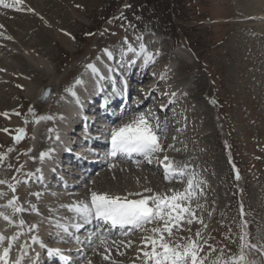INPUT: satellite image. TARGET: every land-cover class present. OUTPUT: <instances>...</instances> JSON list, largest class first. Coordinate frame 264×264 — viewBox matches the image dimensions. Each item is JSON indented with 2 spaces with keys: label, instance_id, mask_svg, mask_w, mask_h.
Instances as JSON below:
<instances>
[{
  "label": "rangeland",
  "instance_id": "1",
  "mask_svg": "<svg viewBox=\"0 0 264 264\" xmlns=\"http://www.w3.org/2000/svg\"><path fill=\"white\" fill-rule=\"evenodd\" d=\"M8 2L9 0L6 1ZM49 2L59 9L67 24L65 28L63 24L58 25L54 22L57 26L52 29L51 24L46 23L50 32V44L48 49L37 50L49 60L53 70L51 76L39 72L31 74L4 64L2 58L5 55L10 56L7 49L13 48L7 39L12 41L17 39L13 34L15 35L17 29H21L18 22L29 16L21 8L24 4L17 6L19 10L9 8L12 13L8 16L0 14V85H3L0 113L9 114V118L0 115V153H7V159L0 163V179L7 178L13 184H16L17 180H20L21 184L30 183L27 179L31 176L29 165L38 159L39 150L46 147L42 148L40 142L44 135L43 130L38 137L40 144L37 143L36 148L32 147L35 126L33 112L36 106L34 108V98L27 96V87L30 84H35L41 89L54 78L59 81L58 91L63 94V91L65 93L70 89L73 81L80 76L85 65L92 63L104 51L103 49L110 48L108 50L118 55L124 49L122 47L125 40L130 44L133 41L135 44L132 46L136 47L138 43L153 38L155 40L152 42L155 41L156 44H152L155 56H160L162 51L167 52L169 57L183 53L186 59L178 58L173 61L176 70L174 74L178 75L177 78L190 80L189 84L193 83L196 86L189 94L199 92L197 99L189 97V105L183 108L169 107L166 111L157 113L164 119H169L163 128L170 130V133H165L162 141L173 142L181 153L190 152V157L186 160L189 161L187 164H190L186 170V183L192 175L202 182L200 184L202 191L197 190L191 207L196 217L203 223L194 221L192 225L184 224L185 230L180 231L179 236L196 239L195 233L199 231L203 238L201 243L207 241L204 252L209 251V245L217 250L212 253L211 259L219 254L220 249H224L226 258L238 256L241 251L240 235L247 232L249 244L256 246L244 249L247 263L264 264V21H256L252 11L250 17L242 15L243 10L248 8L264 7V0H61L62 4L57 0ZM35 11L36 9L31 12L35 14ZM16 14L22 15V18ZM240 19L249 21L248 25L252 28L240 27L238 24ZM41 21H45L43 17ZM137 37H142V41L137 40ZM55 40L58 41L57 44ZM157 60L158 64L153 68L164 63L166 54L165 59L160 56ZM182 64L186 67L184 68ZM147 74L145 73L144 85L148 84L149 87L158 79V86H161L160 89L154 90L151 96L168 93L170 83L160 84L162 81L160 77L149 79L147 76L151 74ZM5 82L7 85H4ZM211 84L213 95L206 97ZM143 96L140 93L138 98L141 99ZM146 98L142 99L141 103ZM146 105L142 106L145 113L148 107H153L152 102ZM30 109L33 111L30 112ZM141 109L137 110V113L142 112ZM155 110L158 112V109ZM178 113L184 116L179 117ZM15 119H19L23 125L11 124L10 120ZM19 128H25L27 135L16 143L14 136ZM3 129L9 131L5 132ZM187 131L190 132L188 141L193 143L192 148H188L189 142L182 141V136L180 137L182 132ZM193 131L197 133L193 134ZM9 148L13 149L10 153ZM164 152L172 154L173 157L178 156V152L170 149L161 152L159 159L163 158ZM178 161L182 163L181 160ZM9 164L12 165L11 168L8 167ZM119 164L126 165L119 161L112 165ZM112 165L104 171L110 172L113 169ZM142 165L148 172L150 171L151 176L159 179V175H153L159 171L158 168L152 171L155 167L144 163ZM135 168L142 167H134L133 171H136ZM13 177L16 179L12 180ZM94 179L92 183L85 181L87 184L85 186L89 188L79 190L77 195L87 194ZM173 181L174 179L162 182L169 184ZM21 184L16 187L25 189ZM32 185L25 189L26 198L21 196L23 203L19 197L20 203L28 207L37 198L32 192ZM1 190L8 193L6 196L8 198L9 195L10 198L14 194L18 196L8 190L7 185H0ZM56 200H51L56 201V204L51 206L53 209L58 208L61 203V199ZM244 221L246 225L242 227ZM188 228H192L191 231H188ZM111 257L113 255L106 263H117L118 255L116 260H111ZM120 261L121 259L119 264ZM124 263L127 264L125 261Z\"/></svg>",
  "mask_w": 264,
  "mask_h": 264
},
{
  "label": "bare ground",
  "instance_id": "2",
  "mask_svg": "<svg viewBox=\"0 0 264 264\" xmlns=\"http://www.w3.org/2000/svg\"><path fill=\"white\" fill-rule=\"evenodd\" d=\"M9 1L15 2V0H9ZM57 1L62 4L61 0L60 1L57 0ZM20 4H24V5H21V8H23V10L26 11V14L29 17L26 19H22V21H20L21 23L18 22V26H20L19 28H21L22 30L17 29L15 32V35L13 34V36H15V38H17V39H15L14 41H12V39H7L8 41L11 42V44L13 45V48H11V50L7 49V52H8V54H10V56L5 55L2 58V59H4V64H7V66L10 68H16L20 71L22 70L25 72H30L31 74L39 72V73H43L44 75L51 76L53 70H52V67L50 65L49 60L46 59V56L44 54L38 52L37 50L38 49H44V50L48 49L47 47L50 44V40H49V38H50L49 33L50 32L47 29V27H48L47 25L49 23L52 26V27L51 26H49V27H51L52 29L54 28V26L56 24H58V25L63 24L64 25L63 27H65V28L67 27V24H65L64 18L62 17V14L59 12V9L55 8V6H53L49 2V0H22V2ZM35 9L37 12L35 11V14H34V12H31V11H33ZM251 11L255 14V16H256L255 20L256 21H260V22L264 21V7L254 6V8H248L245 11L243 10L242 15L250 17L249 15H250ZM9 13H12V11H10L9 8H4L2 5H0L1 16L2 15L8 16ZM28 13H30V14H28ZM16 16L21 17L22 15L16 14ZM42 17L47 22L41 21ZM249 20H252V19L249 18ZM17 21H19V20H17ZM54 22H57V23L54 24ZM248 22L249 21H247V20L240 19L238 21V24L242 28L251 29L252 27L250 25H248ZM46 23H47V25H46ZM74 34H76V33H74ZM260 37H262V36H260ZM258 39H260V38H258ZM152 40H155V39L151 38L147 42L142 41V43H144L147 46V49L149 51L154 53L153 45H156V44L154 43L155 41L152 42ZM57 43H58V41H56V44ZM127 43H128V41H127ZM133 43L134 42L132 41L131 44H133ZM139 44L140 43H138V45H135L137 49L139 48ZM122 48H126L125 43H124ZM4 49H5V47H4ZM13 50H14V52H13ZM46 51H48V50H46ZM109 51H111V50H109ZM115 53H113L114 58L109 59L105 55L104 51H102L100 53V55L93 60L92 63H89V64L96 65V67L99 68L100 72L104 75L105 78L103 80H100L99 83H97L98 78L95 75H93L90 70L86 69V66L89 64L85 65V68L82 71V73L80 74V76L77 77L70 86V89H72V92H75V95H72V92H69V91H66L65 93L63 91V94H60V92L58 91L59 81L55 80L54 78L52 80H50V82L47 85H44V86L52 87L54 92L51 96L50 101H48L44 104L40 103L39 106H41V109L38 110V108H37L36 111L34 112L35 113V116H34L35 126H34V131H33L34 137L32 138V141H33L32 147L36 148L40 144V143H38V137H39V133L42 132L41 130H43L44 135L42 134L43 137L41 138V141L40 140L39 141L41 142L42 148L44 146H46V147H44L42 150H39L40 152L38 155V159L33 160L32 164L30 163V165H29V169L31 171L30 174H34V175H31L30 177L27 178L28 182L30 181V183H26V184H24V183L21 184L22 182L20 183L21 185L25 186V189H26V187L33 184L32 185V192L33 193H40L39 198L37 197L36 199H34L33 203H30V204L36 206V208L39 211V214H37L35 211H31L30 207L22 204L25 208L29 209L30 212L27 211V212L22 213L21 215L27 224L39 225L38 231H35L33 233H29L28 235L29 236L30 235H37L41 240H43L44 243L47 242L49 237H50V232H49L50 224H54V222H56L60 218L61 219H67L68 218L67 217V212H68L67 207H62V206L72 205V203L77 200L74 195L71 196V194H66L64 192L62 193L61 191H59L60 190L59 189L57 191H59L61 193H59L57 199H60V197H62L60 200L61 203H59L58 209L57 208L53 209V208H51V206L53 204H56V201L51 202V200L55 199L56 197L51 196V192L48 189L50 187V183L53 180H57L52 176V174L50 172L53 171L54 168H55V170L58 168L57 167V164H58L57 157H58L59 151L57 150V148H58V144L65 138V136L68 133V126L67 125H69V123L71 122L70 114L79 105L81 98H83L84 96H89V94H93L94 92H96L95 94H97L98 93V90H97L98 87L100 86V88H101L102 85L106 86V82L111 80L112 76L117 77L120 80L117 73L121 72L122 76H124L123 78L126 79V81H128L129 80L128 76L131 75V71H133L134 68L138 69V67H137L138 62H141V64H142V60H136V64L133 67H129V66H127V64H124L123 66H121V60L119 61L120 53L118 55H115ZM160 53H161L160 56H162L164 59H165V54H166V60L164 61V63H162L158 67L156 66L153 68L154 65L158 64L157 59L160 57L159 55L155 56V62L150 63L148 66L145 67V69L141 70L140 72L143 74L144 73L150 74V72L147 70L152 68L151 69L153 72V73H151L152 76L149 75V76H147V78L151 79V78L160 77V79H161V76H163L164 78L161 79L162 81L160 82V84L170 83L168 85L169 89L167 91L170 90L171 92L168 94H165V95L164 94L160 95V99L170 100L169 99L170 96L173 98H179L175 105L172 103H168L169 104L168 108L171 107L172 105H173L172 106L173 108H176V107L183 108V107L189 105V103H190L188 100L189 97L192 96L193 98L197 99L199 96L198 91L189 94V92L191 90L194 91L196 88V86L193 85V83L189 84L190 80L188 81V79L186 80L185 78H177L178 75L174 74L176 72V70H174L173 61L175 59H178V58H181L184 60V59H186V57L183 55V53H178V55H175V57H169L168 53L165 51H162ZM116 56H118V59H116ZM132 58L133 57L131 54H129V56L127 57V59H132ZM182 65L184 68L186 67L184 64H182ZM109 67L116 68L117 71L108 72ZM110 75H112V76L109 77ZM108 77H109V79H108ZM77 80H82L83 83L77 84L76 83ZM4 85H7V82H5ZM158 85H159V81L156 82L155 87L153 89L151 87L146 88L145 86L142 85L141 87L138 88L137 91L132 92V94H136L139 92L141 93L144 91H146V93H152L154 90L161 88V86H158ZM2 86L3 85H0V96H2L1 95ZM44 86L40 89V87L37 88V86H35V84H32V85L30 84V86L27 87V96L29 98H34V100H36V101H39V97H40V95L44 89ZM157 86L159 88H157ZM39 89H40V91H39ZM59 90H62V89H59ZM173 93L175 95H173ZM166 95H167V97H166ZM2 100L3 99H0V102ZM147 101H149V97H147L146 100H144V102H142V103L140 102L138 104L136 110L141 109V107ZM173 103H175V102H173ZM1 104H2V102H1ZM53 106H55V108L53 110L49 111V109ZM129 113L130 112H128V114ZM177 115L179 117L184 116L181 113L180 114L178 113ZM46 117H52V119H46ZM132 117L133 116L129 117V119L127 121H129ZM42 118H45V119H42ZM37 119H39V123L36 122ZM18 120L19 119L10 120V123L13 125H17V126L23 125ZM167 120H169V119H164V121H161L160 122L161 125H163ZM181 120H182V118H181ZM205 123H203V124L205 125ZM49 129H54L55 131L49 132ZM29 131H30V129H29ZM187 132H182L180 137L182 136V141L185 140L188 143L189 142L188 138L190 136V132L189 131H187ZM194 132H196V131H193V134H194ZM42 135H40V136H42ZM57 135L60 137L59 140H57L55 138ZM49 137H51V138H49ZM37 143H38V145H37ZM161 143L163 145L164 150L174 149L176 152H178L177 157L176 156L173 157L172 154L168 155L165 152H164L165 154L163 153L164 156L167 155L170 158V160L173 161L177 165H180V166L187 165V168L190 167L189 166L190 164L189 165L187 164L189 161L188 162L186 161L190 157L189 156L190 152H189V154H187V153L185 154V152L181 153V151L179 152V150H180L179 147L174 145L173 142L161 141ZM28 145H29V142H28ZM192 145H193V143L189 142L187 147L192 148ZM202 147H204V145ZM21 148H22V146H21ZM49 149H54V151L51 152L50 156L46 157L44 160H41L40 154L43 152H47ZM182 152H183V150H182ZM31 153H30V155H31ZM159 154L162 155V153L155 154L154 158H152V163H149L148 160H146L145 163L148 165H151L152 167H157V163H155V160L157 159V157L159 158ZM164 156H162V157H164ZM29 157L27 156V158H29ZM173 158H176V160ZM162 160L163 159H161V161ZM178 160H181L182 163H179ZM27 161L28 160H26V163H27ZM29 161H31V160L29 159ZM118 161L120 163H126V162L121 161L119 159L117 161H114V163H116ZM183 161H185V162H183ZM114 163H110V164L112 165ZM127 164L128 163H126V165H124V164L115 165L114 167H112L113 169L111 168L112 170L110 172L103 171L98 176H96V178L94 179V183L91 185V189L86 194V196L89 195L88 199L90 200V194L92 191H95L98 193L106 192L110 195L124 196V195H127L128 193L144 192V189H146V188H151V189H153L154 192L163 193V192H168L169 189H173V190L175 189L176 191H183L187 187V184L185 183V179H183V178L182 179H174L173 182H171V183L169 182V184H167V183L162 182V181H164V180H161L162 178L159 180V179H156L153 176H151V173H149L146 168H143V167L142 168H135L136 171H133L134 167L132 168L130 165H127ZM15 168H16V166H15ZM38 169L41 171H37ZM162 170H164V168H162ZM13 174H14V172H13ZM41 176L43 177V179L39 178ZM21 177H22V175H21ZM51 177L53 178L52 181H51V179H52ZM201 178H202V176H201ZM84 184H86V183L84 182ZM47 186H48V188H47ZM25 189L17 186L15 193L18 194V197L24 196L25 194H27L26 193L27 190H25ZM76 190H79V188H77ZM144 194L149 195V193H144ZM169 194H171V193H169ZM10 197L11 196L9 195V198L4 197L3 199H0V204H5L7 202V200L10 199ZM35 197H36V195H35ZM63 197H64V199H63ZM25 198L26 197L24 196V199ZM71 198H75V199H71ZM130 198H137V197H130ZM20 200L22 201V197ZM62 202H64V204ZM22 203H23V201H22ZM26 203L28 204V202H26ZM56 206L57 205H55V207ZM6 211H8V210H6ZM146 227L150 228V227H152V225H148ZM191 229H190V231H191ZM16 230L17 229H15L13 227H9L7 225V222L0 219V231H4L5 235H11ZM145 234L146 233H144V232H141L139 230H135V234H133L127 238L114 240L115 244H113L112 241H110L109 242V244H110L109 249H111L113 246L114 249L116 248L115 250H117L116 253H119L118 254L119 257L116 256L118 258V260L116 262H118L119 259H122L125 262H127V264L128 263L129 264H142V260L137 259V257H138V255H141V253L139 251L140 247H141V238ZM25 238L26 237H21L20 242H23V240ZM121 241H123V243H121ZM129 241L132 242L130 247L127 246ZM125 244H126V246H125ZM38 246H39L38 244L32 245V250H30V255H35V253H39L38 252V249H39ZM117 246H121V247L117 248ZM116 253L114 251V255ZM120 253H123V255H120ZM107 254H108V251H105V249L103 247L102 248L100 247V250L98 252L97 251L95 252V255L93 256L92 260L90 261L91 264H107L105 262V259H104V256ZM110 254H112V253H110ZM12 255L14 258L15 257V249L13 250ZM113 259L116 260V258H113ZM24 264H29V261L26 260L24 262ZM38 264H39V261H38ZM115 264H117V263H115Z\"/></svg>",
  "mask_w": 264,
  "mask_h": 264
},
{
  "label": "snow or ice",
  "instance_id": "3",
  "mask_svg": "<svg viewBox=\"0 0 264 264\" xmlns=\"http://www.w3.org/2000/svg\"><path fill=\"white\" fill-rule=\"evenodd\" d=\"M22 0H15L14 3H6V0H0V5L4 8H16ZM142 41V37L136 38ZM126 43V48L121 50L120 59L121 66L127 64L129 67H133L136 64V60H142L143 66H148L150 63L155 62V54L147 49L144 43L139 44V48L133 47L132 44ZM105 55L109 59H113V53L108 49L104 50ZM129 54L132 55V59H127ZM87 70H90L95 75L99 83L105 77L100 72V69L94 64L86 66ZM116 68L109 67L108 72H115ZM164 77L161 76V79ZM77 84L83 83L82 80H77ZM67 91L72 92V89ZM75 95V92H72ZM173 95H175L173 93ZM47 95L43 96V100H47ZM172 101H169L171 103ZM161 109L166 108V105H161ZM33 111L32 109L29 110ZM20 115V113H15ZM0 115L9 118L8 113H0ZM35 116V113L33 112ZM45 119V118H42ZM46 119H52V117H46ZM28 121L26 120L25 123ZM39 123V119L36 120ZM166 124V122H165ZM8 132V129H3ZM54 129H49V132H54ZM17 134L14 136L15 142H20L22 138L27 135L25 128H19L16 130ZM165 135L164 128H162L160 119L151 110L147 114L139 112L135 114L129 121L122 123L120 126L111 130V156L115 157L117 154L124 156H131L133 153L142 155L149 163H152V158L155 154L164 151L161 143V137ZM51 138V137H49ZM57 140L60 137H55ZM13 149L9 148L8 152H12ZM54 149H49L47 152L40 154V159L44 160L50 156ZM7 159V153H0V163ZM157 162L163 164L164 176L166 180L182 179L187 175V165H177L170 158L165 155L163 160ZM12 167L11 164L8 165ZM23 166H21L22 168ZM114 167V165H112ZM19 172L20 169H17ZM41 171V170H37ZM34 175V174H29ZM43 179V177H39ZM239 178V176H237ZM16 178L13 177V180ZM21 183L17 180L16 184L9 182L7 179H0V185H7L8 189L12 192H16V185ZM194 175L189 176L187 180V187L183 191H176L169 189L168 192H154L151 188L144 189V192L128 193L127 195H110L106 192L98 193L92 191L89 201L76 202L72 205H66L67 209L74 213L73 221L70 223L55 222V227L58 232H62L70 235L77 243H87L89 245L94 243V239L99 241L98 246L103 247L105 251H110L108 247V241L110 240V232H104L99 230L95 233H90L85 241H80L79 237L75 235L85 225H90L93 221L104 222L109 224L111 228H120L121 235H129L130 230H139L146 233L141 238L140 253L137 259L142 260V264H247L246 254L244 249L246 247L255 248V245H251L247 239V232H242L240 235V253L238 256H228L226 258L224 249L219 250V254L212 257V253L216 252V248L209 245V251L204 252V245L207 243L201 236V233L197 231L195 233L196 239L192 237L179 236V232L185 230L184 224L192 225L195 222L203 223V221L196 217L194 210L191 207L192 200L197 195V190L200 189V184ZM144 193H149L145 195ZM171 193V194H169ZM8 195L7 192L0 191V199H3ZM38 198L40 193H34ZM137 197V198H130ZM199 207V205H197ZM31 211H35L39 214L35 205H30ZM8 210V211H6ZM29 211L20 202L19 197L13 195L8 199L5 204H0V219L7 222L9 227L17 229L11 235H5L4 231H0V264H24L27 260L29 264H38L39 253L30 255L32 245L38 244L41 248L47 249V246L37 235H28L38 231L39 225L27 224L22 218V213ZM241 215L243 216V207L241 206ZM152 225V227H146ZM246 225V221L242 223V227ZM206 227V226H205ZM74 230V231H70ZM127 229V230H125ZM175 229V232H174ZM190 231V228L187 229ZM21 237H26L23 242ZM30 241V242H29ZM115 244V241H112ZM123 243V241H121ZM132 242L129 241L127 246H131ZM15 249V257L13 258V250ZM49 256H59L65 260L66 264H70L67 257L63 255L61 249H47ZM201 253H204L201 255ZM123 255V253H120ZM110 257L105 255L104 259L107 260ZM88 264H91L89 261ZM115 264V262H113Z\"/></svg>",
  "mask_w": 264,
  "mask_h": 264
},
{
  "label": "water",
  "instance_id": "4",
  "mask_svg": "<svg viewBox=\"0 0 264 264\" xmlns=\"http://www.w3.org/2000/svg\"><path fill=\"white\" fill-rule=\"evenodd\" d=\"M212 91H213V88L211 86L210 87V90L207 93V97L210 96V94H211ZM53 92L54 91H53L52 87H50V86H44V89H43V91H42V93H41V95L39 97V102L42 103V104L48 102L51 99V96H52ZM45 95H47V97H48L46 101L42 99V97L45 96Z\"/></svg>",
  "mask_w": 264,
  "mask_h": 264
}]
</instances>
